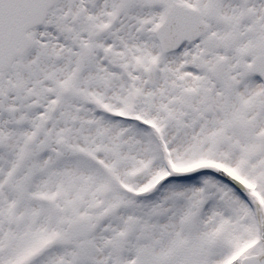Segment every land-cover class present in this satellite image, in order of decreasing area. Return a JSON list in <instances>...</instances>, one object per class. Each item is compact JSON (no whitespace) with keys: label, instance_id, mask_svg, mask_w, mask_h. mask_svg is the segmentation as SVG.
I'll list each match as a JSON object with an SVG mask.
<instances>
[{"label":"snow or ice","instance_id":"obj_1","mask_svg":"<svg viewBox=\"0 0 264 264\" xmlns=\"http://www.w3.org/2000/svg\"><path fill=\"white\" fill-rule=\"evenodd\" d=\"M0 264H264V0H0Z\"/></svg>","mask_w":264,"mask_h":264}]
</instances>
